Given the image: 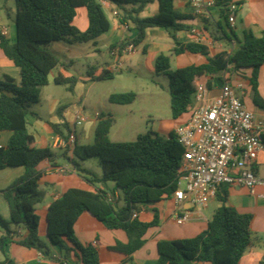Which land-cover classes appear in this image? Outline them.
Instances as JSON below:
<instances>
[{"label": "trees", "instance_id": "1", "mask_svg": "<svg viewBox=\"0 0 264 264\" xmlns=\"http://www.w3.org/2000/svg\"><path fill=\"white\" fill-rule=\"evenodd\" d=\"M103 1L118 10L120 22H126L128 28L136 29L135 36L129 41L134 46L144 40L149 28L175 32L186 28L183 20L199 16L193 12L176 10L174 2L177 0H157L158 12L147 17H140L139 13L153 0ZM229 1L215 0L214 7L219 9L231 31L226 9ZM82 6L86 9L88 21L84 31H80L73 22L76 9ZM12 20L14 35L0 33V48L18 68L19 78L18 81L10 76L0 79V131L11 132L7 144L0 146V169L23 166L24 172L0 189L9 211V220L0 215V251L3 253L8 244L15 242L51 254L50 246L38 235L36 205L44 200L46 194V189L39 184L42 171L38 165L42 160L53 163L57 156L68 160L75 172L90 185L114 182L115 187L122 192L123 203L100 187L94 191L68 188L48 205L46 233L50 242L64 252L73 251L82 264H100L98 248L81 243L74 232L78 216L87 211L107 228L124 230L127 242H117L113 248L126 254L132 253L143 244L146 230L158 224L155 209L150 222L138 220L137 214L133 216V213H137L140 204L155 202L171 194L177 186L183 149L176 138L174 121L188 110L198 81L206 77V85L210 89L217 86V80L223 81L221 72L241 73L243 69L249 68L254 102L261 103L256 88L258 69L264 64V31L260 36L245 34L243 42L231 53L213 54L204 43H181L172 34L174 55L188 51L202 55L204 61L172 70L168 55L160 52L155 57V71L162 72L168 79L172 121H161L164 133L149 128L132 141L113 142L108 137L113 116L99 113L93 142L85 145L75 143L72 157L68 156V145L63 147L59 155L50 147L35 148L31 146L33 136L28 131L27 115L32 113L31 106L40 101L41 87L48 83L50 72L59 64L48 49L49 44L54 41H93L109 30L110 23L100 0H14ZM94 70L93 65L87 69V75L93 80L112 78L118 72L103 67L95 75ZM53 81L57 84L69 83L71 88L75 77L58 72ZM135 96L133 91L117 92L110 94L108 100L126 104L132 102ZM57 114L60 122L50 125L54 132L66 139L71 127L62 115V108L57 110ZM63 128L66 129L65 134ZM260 139L264 144V133ZM89 157L97 158L100 175L81 165ZM215 197L220 205L206 228L190 238L159 240L156 264H238L244 251L253 243L254 236L250 228L253 215L240 213L226 203L228 184H221ZM10 224L15 228H11ZM17 228L23 229L25 233L20 235ZM59 261L64 264L63 259ZM1 264L15 262L4 256Z\"/></svg>", "mask_w": 264, "mask_h": 264}, {"label": "crops", "instance_id": "2", "mask_svg": "<svg viewBox=\"0 0 264 264\" xmlns=\"http://www.w3.org/2000/svg\"><path fill=\"white\" fill-rule=\"evenodd\" d=\"M235 1L237 2L238 7L235 13L234 23H229L232 29L231 31L227 28V23L221 17L219 9L217 7H211L208 14L188 18L193 21L190 24L186 25L184 22L185 20H183L182 23L186 25L185 29L175 32L163 28L147 29L145 38L141 42L143 43L142 50L146 51L148 48H151L152 50L150 53L152 59H155V57L162 52V48H166L172 53V48L174 46L172 38L173 34L181 43L198 41L206 44L211 54L216 52L231 53L241 42H243L245 34L252 33L254 36H260L264 31V0ZM177 7L181 9L178 10L180 12L192 14L190 0L175 1L174 8L176 9ZM103 8L104 11L105 9L114 10L118 20L117 33L119 34V40L117 42H111L108 45L109 54V48L111 46L122 42H129L131 38L135 36L136 29L132 27L124 29L121 27L119 12L112 4L105 2ZM183 9H187V11H184ZM78 12H80L79 14L81 18L79 26L75 23ZM157 12L158 4L157 9L154 10L153 13L155 14ZM13 15L14 0H0V27L6 26L8 31L7 36H11L9 34V28L11 22H13ZM73 22L80 31H84L87 28L88 21L85 7L82 6L76 9V15ZM196 33H199V38L196 37ZM102 35L103 33L96 37L93 42L95 43L96 39L100 38ZM176 57L181 63L178 67L188 64H199L204 61L202 55L188 51L177 54ZM109 62L110 61L104 62V65L99 68L95 67L93 74H98ZM58 72L62 73L64 76H71L64 68L57 69V73ZM250 75L251 69L249 68L243 69L241 73H230L227 71L220 73L222 79H228L233 85L238 82L243 83L244 90L242 99L244 103L254 112L256 118L264 121V64L259 67L257 76L256 89L259 101H261L260 104L254 102V92L249 81ZM4 76H10L17 81L19 78V70L0 48V79H3ZM201 79L206 81V77H202ZM218 87L219 86L217 85L209 89L207 94L208 98H212L217 94ZM245 99H248V101ZM54 108L52 107L51 110H55ZM57 110L55 115H50V119L46 121V123L42 126L38 125V128L41 129L42 132L39 131L32 133L29 128L28 131L33 136V141L31 143L32 147H50L59 155L62 152L63 147L57 145V140L62 137L54 132L50 125L51 123L59 122ZM31 111L32 113L27 115L28 124L36 123L35 120L40 119V116L36 114L32 108ZM95 113L100 112L95 111L92 118H87L86 116L83 119L81 131L76 134L75 130L76 144L85 145L81 140L89 141L92 139L89 135V130L91 129V131H94L98 119V117L95 116ZM62 115L69 123L70 127L72 128L74 126L75 128L76 113L69 116V113L63 109ZM175 122L176 121H174V125ZM151 129L159 133H164V126L161 122L157 124V128L152 126ZM63 133L65 134L66 132L63 131ZM10 134L11 132L8 130L0 131V146H5L7 144ZM86 144H91V142H86ZM68 146L70 147L68 156L72 157V148L74 144H69ZM61 160L63 161L61 162ZM81 165L86 167L85 160L81 162ZM38 168L42 171L39 184L46 189L44 200L36 205V213L39 216L38 235L43 242L50 246L52 249L51 254L48 255L34 248H26L12 242L5 247L4 253L0 251V264L4 256L11 258L15 264H61L59 261L60 259H63L64 264H82L73 251L64 252L50 242L46 233V212L48 205L70 187L91 191L100 187L106 190L109 195H113L117 198L119 203H123L121 202L119 191L116 188H112L111 191L108 190V183H97L96 185L88 184L75 172L72 164L62 156H57L53 163H50L47 160H42L39 163ZM255 169L259 174H264V150L258 154ZM23 172V166H12L0 169V189L8 186ZM100 174L101 173L97 175ZM226 203L234 207L240 213H251L253 215L250 225L251 232L254 236L253 243L244 251L238 264H264L263 187L258 185L250 190L242 185L228 184V199ZM219 205L220 203L216 197H212L205 205L192 203L189 199H185L178 204L172 193L161 197L155 202L140 204L138 206L137 219L144 222L152 221L154 217L153 210L155 209L158 214V224L146 230L143 235V244L130 254L123 253L113 248L117 242H127L128 238L126 232L122 229L107 228L102 222L87 211L82 212L78 216L74 224V232L81 243L91 244L98 248L100 264H156L158 258L157 243L159 240L190 238L197 235L206 228L207 222L211 219L215 209ZM183 211H188L190 218L186 222L179 224L175 221V216L176 214H181ZM0 215L5 220H9L8 206L1 195ZM10 227L15 228L13 224H10ZM16 230L20 235L25 233L23 229L17 228ZM64 255H66V258H64Z\"/></svg>", "mask_w": 264, "mask_h": 264}, {"label": "built area", "instance_id": "3", "mask_svg": "<svg viewBox=\"0 0 264 264\" xmlns=\"http://www.w3.org/2000/svg\"><path fill=\"white\" fill-rule=\"evenodd\" d=\"M190 6L194 14L205 15L215 6V0H190ZM237 7L235 0L226 4L230 24L234 23ZM120 25L124 29L129 26L126 22H120ZM0 33L8 35L6 26L0 27ZM196 37H200L199 33ZM134 48L131 42L111 46L109 54L112 61L104 68L119 71L122 55L132 53ZM243 90V83L233 85L228 79H223L217 94L208 98L206 81H198L191 105L174 126L177 141L183 149L177 186L172 192L178 204L189 199L192 203L205 205L224 183L242 185L250 190L259 185L264 189V174L255 169L258 154L264 150L260 139L264 133V121L256 118L246 106L242 99ZM98 115L95 113L96 117ZM86 116L87 113L80 109L75 120H83ZM69 144H75L74 126L66 139L57 140L61 147ZM136 214L134 212L133 216ZM189 218V212L183 211L176 214L175 221L181 224Z\"/></svg>", "mask_w": 264, "mask_h": 264}, {"label": "rangeland", "instance_id": "4", "mask_svg": "<svg viewBox=\"0 0 264 264\" xmlns=\"http://www.w3.org/2000/svg\"><path fill=\"white\" fill-rule=\"evenodd\" d=\"M157 9V0L146 4L139 13L140 17L151 16ZM176 10H181L176 8ZM187 11V9H183ZM80 12L75 19L76 25H80ZM105 14L110 23L109 31L103 33L94 43L92 40L67 43L54 41L48 49L58 59L57 68L53 69L48 76V83L41 87L40 101L31 106L33 111L40 116L36 123H29L30 132H42L38 125L42 126L50 119L51 114L56 110L65 109L69 116L74 115L78 110H84L87 118H92L95 111L110 113L113 116V123L109 129L108 137L113 142L132 141L138 134L146 132L152 126L157 128L161 121H172L170 113V96L168 91V79L162 72L155 71V59L151 58L150 51H143V43L136 45L132 53H125L121 57V69L112 78L93 80L87 75L89 66L99 68L106 61H112L108 54V45L119 40L117 33L118 20L114 10L105 9ZM185 24H190L192 19H185ZM9 34L14 35V23L11 22ZM162 52L169 56L170 69H176L181 63L176 55L166 48ZM64 68L71 76L75 77L73 86L69 83L57 84L53 81L57 69ZM18 81V80H17ZM133 91L135 98L132 102L118 104L109 102L108 97L112 93ZM248 101V99H245ZM51 105V106H50ZM55 106V108H54ZM52 107L55 110H51ZM59 122L60 118L58 117ZM65 119V118H64ZM82 119L75 120L76 134L81 131ZM66 132V129L63 128ZM93 142V131L89 130ZM63 160H61L62 162ZM85 166L94 173H101L96 157L85 159ZM108 190L116 188L114 182L107 181ZM123 202L121 190L116 188Z\"/></svg>", "mask_w": 264, "mask_h": 264}, {"label": "water", "instance_id": "5", "mask_svg": "<svg viewBox=\"0 0 264 264\" xmlns=\"http://www.w3.org/2000/svg\"><path fill=\"white\" fill-rule=\"evenodd\" d=\"M223 81L222 80H217V85L220 87L222 85Z\"/></svg>", "mask_w": 264, "mask_h": 264}]
</instances>
